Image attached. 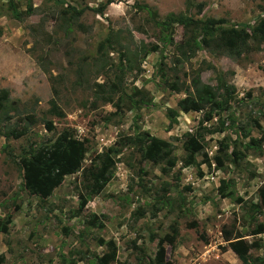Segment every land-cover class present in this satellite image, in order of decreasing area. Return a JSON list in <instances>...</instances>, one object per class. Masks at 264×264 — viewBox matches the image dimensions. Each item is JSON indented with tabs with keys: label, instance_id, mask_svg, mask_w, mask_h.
Here are the masks:
<instances>
[{
	"label": "rangeland",
	"instance_id": "374dc122",
	"mask_svg": "<svg viewBox=\"0 0 264 264\" xmlns=\"http://www.w3.org/2000/svg\"><path fill=\"white\" fill-rule=\"evenodd\" d=\"M8 1L0 0V89L13 102L9 125L23 123L24 114L36 122L18 138L0 136V264H97L105 251L99 239L115 243L117 261L151 264L157 243L172 225L177 229L173 246L160 241L171 264H243L223 240L222 226L239 229L250 245L249 260L264 264V210L250 206L259 203L257 189L264 184V143L245 145L249 136H259L251 119L264 131V40L200 46L176 63L175 45L186 38L183 28L173 24L169 42L162 39L165 32L157 37L161 27L153 23L181 13L252 28L264 21V0H119L100 13L92 8L104 0H62L83 9L76 20L82 29L71 21L64 24L59 14L64 4L54 0H11L18 11L32 8L21 21L12 18ZM107 34L130 50L140 42L156 45L136 59L138 70L122 72L120 88L129 100L118 101V93L112 102L94 100L93 83L110 78L121 59L118 45L112 44L105 52L111 65L97 73L96 46ZM199 34V28L193 31ZM195 73L211 86L223 78L233 85L234 98L219 119L202 122L214 127L222 119L224 127L222 132L201 131L200 153L206 157L198 153L194 163L184 165V133L195 132L201 112L179 111L171 120L166 109H176ZM48 75L57 90L54 97ZM173 82L180 91L168 86ZM140 97L146 105L136 106ZM51 98L56 112L49 110ZM115 101L119 110L112 106ZM62 129L85 143L83 168L98 166L100 153L136 129L171 143L175 164L162 171L163 164L142 161L135 148L122 147L116 155L108 153L114 166L97 194L87 197L78 171L39 200L22 188L16 161L30 144L53 139ZM81 197L87 200L78 209ZM93 216L94 226L89 225Z\"/></svg>",
	"mask_w": 264,
	"mask_h": 264
},
{
	"label": "trees",
	"instance_id": "16d2710c",
	"mask_svg": "<svg viewBox=\"0 0 264 264\" xmlns=\"http://www.w3.org/2000/svg\"><path fill=\"white\" fill-rule=\"evenodd\" d=\"M56 3L64 4L62 0H54ZM119 0H104L98 7L92 8L96 13H100L103 8L111 2ZM146 7L145 5H143ZM8 10L12 18L21 21L25 15L32 11L30 5H28L24 11H18L11 0L8 1ZM141 6H138L140 8ZM82 8H75L72 5L64 4L62 10H60L61 19L64 24L68 22L76 23L77 18L82 14ZM226 21L223 18H206L204 20L192 18L188 14H170L161 21H153L155 25L161 27L159 29L158 38L161 36V32H165V38L162 39L171 42L172 25L177 24L181 26L186 34V38L176 43L175 50L179 55L175 57L176 63L186 60L192 57L195 50L200 46H206L208 44H217L221 47H233L241 46L246 40H264V21L260 24L250 27L246 24L228 25L223 26ZM76 26L82 29L80 23H76ZM199 28L201 34L193 36V31ZM162 30V31H161ZM112 44L118 45L120 49L119 56L116 65H113L112 75L110 78H106L101 83L94 82V100L100 99L101 102H112V97L118 93V101H122L123 98L128 95L120 88L122 80V72L138 70V64L136 59L143 58L148 52L155 50L156 45H146L142 42L129 49L128 44L122 45L113 34H107L96 46V57L94 61L97 63V73L105 71V68H109L111 64L107 63L106 49H112ZM257 48V45L254 49ZM248 50L250 48H247ZM179 56V57H178ZM95 64V65H96ZM159 69V68H158ZM48 81L50 82V90L52 97L56 96L57 90L54 86L53 78L48 75ZM168 86L178 92L180 91V85L176 82L169 83ZM188 87V88H187ZM189 87L191 89L189 90ZM185 92L184 96L179 98L175 105L176 109L167 108L166 116L174 120L178 112L195 111L201 112V117L198 119V125L194 133H184L185 140L183 144L184 156L183 164H192L195 162V155L200 153L202 148V132H222L224 130L223 121L220 119L214 127H206L202 125V122L211 120L213 116L220 118L230 105L231 99L234 98V87L232 84L227 83L223 78L218 77L214 86L203 83L197 73L190 79L189 85L182 88ZM143 97H140L138 101H134L136 106L146 105V101ZM130 98H128L129 100ZM118 101L112 103L115 110L120 109ZM12 101L8 98V93L5 88L0 89V136L18 138L26 133L27 125H33L36 120L32 114L23 115V123H13L9 125L11 115L9 110L11 109ZM94 105V103H92ZM49 110L56 112V105L54 99L49 100ZM58 116H62L57 112ZM252 127L256 128L259 136L248 137V141L245 143L249 146L248 142L254 143V145L264 143V131H261L257 121L251 119ZM45 129L50 131L52 125L50 121L44 123ZM200 128V131H199ZM245 136V135H243ZM248 136V134H247ZM132 146L135 148L139 155L140 160L148 161L152 164H163L162 171H166L172 168L175 164V159L172 153L171 143L150 135L145 130L136 129L135 135H126L118 137L110 146H108L104 153H100L97 158L100 159L99 165L93 169L83 168L82 160L86 152V145L83 140H80L73 136L69 129H62L59 131L53 139L47 141L32 143L23 150L18 156L16 161L17 167L20 171L21 186L30 195H34L39 200H44L52 193V190L58 186L63 177L67 174H73L80 171L86 181L85 187L88 189V194H97L102 186L105 184L110 169L114 166V161L108 155L112 153L116 155L120 152L122 147ZM203 157H206L204 152L200 153ZM259 203H255L252 206L255 212H261L264 210V184L260 185L257 189ZM87 197H81L78 202V209H80L86 202ZM142 213H138L141 215ZM9 222L8 219H5ZM96 224L95 218L89 221V225L94 226ZM101 224L99 223V226ZM223 240L227 242V246L233 251L236 256L241 260L243 264H253L248 258V250L250 245L241 239L239 229H226L221 227ZM177 233V229L172 225L170 226V234L165 236V239L159 240L154 253V256L149 258L151 264H171L165 259V249L162 242H166L170 247L173 246L174 237ZM232 233V234H231ZM100 244H104L105 251L96 257L97 264H128L124 261L116 260V246L115 243L108 239L106 241L98 240ZM162 241V242H160Z\"/></svg>",
	"mask_w": 264,
	"mask_h": 264
}]
</instances>
